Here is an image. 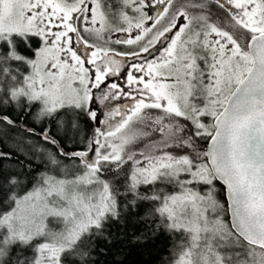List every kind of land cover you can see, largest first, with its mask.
<instances>
[{
    "label": "snow or ice",
    "instance_id": "1",
    "mask_svg": "<svg viewBox=\"0 0 264 264\" xmlns=\"http://www.w3.org/2000/svg\"><path fill=\"white\" fill-rule=\"evenodd\" d=\"M5 138L0 264H264V0H0Z\"/></svg>",
    "mask_w": 264,
    "mask_h": 264
},
{
    "label": "trees",
    "instance_id": "2",
    "mask_svg": "<svg viewBox=\"0 0 264 264\" xmlns=\"http://www.w3.org/2000/svg\"><path fill=\"white\" fill-rule=\"evenodd\" d=\"M27 115V114H25ZM31 123V121H29ZM71 146V142H69ZM11 144L5 138L0 140V151L8 152ZM222 201L225 199L223 195L219 196ZM171 241L167 233H162L157 239L153 240L152 243L146 249L134 250L127 257L126 264H162L163 260L167 259L168 249ZM103 248V244H100ZM101 264H105V261H109L110 257H101ZM67 264H73L72 261H68Z\"/></svg>",
    "mask_w": 264,
    "mask_h": 264
}]
</instances>
